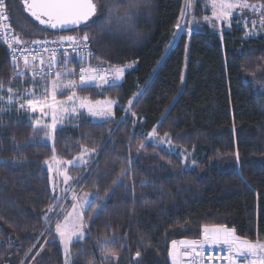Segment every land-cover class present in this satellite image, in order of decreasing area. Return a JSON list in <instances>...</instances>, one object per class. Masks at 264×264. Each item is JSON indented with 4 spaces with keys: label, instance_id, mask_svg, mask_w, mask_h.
<instances>
[{
    "label": "trees",
    "instance_id": "trees-1",
    "mask_svg": "<svg viewBox=\"0 0 264 264\" xmlns=\"http://www.w3.org/2000/svg\"><path fill=\"white\" fill-rule=\"evenodd\" d=\"M146 2L149 6L141 7L130 27L114 25L104 32L97 25H83L59 33H91L92 64L135 62L118 86L77 91L91 100H116L112 121L96 123L80 115L74 125L54 131L50 146L42 139L44 131L34 132L25 117L0 113V264H26L30 249V257L35 256L30 264H64L58 242L50 240L53 233L46 241L44 237L49 221L44 214L54 201L44 164L54 149L69 160L82 146L99 148L83 177L84 189L99 195L84 213L85 219L94 216L84 238L70 245L74 264H169V244L197 239L203 225H226L239 237L264 242V91H255L248 81L264 67V34L245 38L232 25L218 35L202 26L174 40L184 0ZM6 4L10 26L23 40L58 34L33 21L21 0ZM0 82L18 89L41 83L14 76L1 43ZM145 82L147 91L131 106L135 115L125 114L109 137ZM154 129L192 152L197 168L187 169L177 155L146 143L124 181L105 198L121 168L137 156L140 143ZM13 137L24 145L22 150H13ZM227 156L235 157V169L210 164ZM143 180L149 181L147 186H141ZM105 237L115 242L98 246Z\"/></svg>",
    "mask_w": 264,
    "mask_h": 264
},
{
    "label": "snow or ice",
    "instance_id": "snow-or-ice-1",
    "mask_svg": "<svg viewBox=\"0 0 264 264\" xmlns=\"http://www.w3.org/2000/svg\"><path fill=\"white\" fill-rule=\"evenodd\" d=\"M24 5V11L29 13L31 17H33L36 21L39 22L40 25H46L52 29L65 27L67 25H81L83 24L85 27H92L93 25H97L104 32H110L113 29L114 25L117 26H131L132 21L138 16L141 7H148V3L146 0H105L102 3V0H21ZM209 3L212 8V15L216 20H228L232 17L234 9H249L254 13H259V24L261 27H264V0H261L259 6L256 4L249 3V0H209ZM194 0H186L185 6L182 9V13H186L188 9L193 8ZM7 13V4L6 0H0V22L8 21L9 16ZM205 20H208L209 17L205 16ZM191 23V21H190ZM248 21L245 23V27H248ZM252 25V30L255 31L257 20L254 18L250 21ZM0 27H2L6 32L9 29V26L6 23H0ZM176 27L179 29L181 25L179 22ZM249 35L252 32L248 33ZM92 39V35L89 32H85L82 37L76 36H66L61 37V42L69 41L71 42L70 46L73 47L74 51H78L79 53L86 52L88 57H92L93 53L89 48V42ZM5 43L8 44V47L12 50L13 54L17 52V48L13 47V45H25L28 42L23 40L19 35L13 34L10 38L5 39ZM42 42L40 40H33L31 44L40 45ZM23 54L26 49H19ZM67 56V53H64ZM55 53H53V58L51 63L48 65V69H51L53 66L58 64V61L54 59ZM14 65H16L17 58L15 55L12 57ZM33 60L36 59L35 56L32 57ZM84 57L81 55V60L83 61ZM135 63V62H133ZM133 63L125 64L121 67H113L111 69H103L102 64L96 65L95 67H80V86L88 85L92 82H98V86L101 85H109L110 87L118 86L117 82L121 81L125 75V68L133 67ZM40 64H44V60H40ZM29 60L28 56L24 55V67L28 68ZM41 73L45 75L48 74L45 69L41 68ZM23 70L18 71L15 75H23ZM33 77L37 75V73L33 70ZM74 75L72 72H56V79L52 82L51 92L48 93L47 90L45 92L44 101H37L33 99L26 100V106L32 112L37 111V106H41V111L44 112L45 109H51L52 111V123L48 125H44V127L50 129L54 132L57 128L58 116L60 119H63V115L69 116L71 118L72 115L78 114V108L75 105L76 100V92L75 89L78 87L76 85L75 80H68L65 84H63L64 89H71L72 94L67 97L65 101H57L56 95L57 92L61 90V86L59 84V80L62 76ZM147 84L145 82V87L140 89L137 93L133 95L128 101L129 108L127 110H131V106L135 104V102L144 95L147 91ZM261 89L264 90V83L261 84ZM4 84L0 82V103L5 101V96L3 95ZM51 96V103H48V96ZM14 96L17 97V101L19 99L17 93L14 92L12 86L7 88V105L8 107L13 106ZM71 103V110L67 107V105ZM114 101H107L105 104L101 105L97 102L95 105L90 102H82L79 104V108H87L88 112L92 117L99 118L100 120L107 122L108 118L111 117V105ZM25 103H19V109H24ZM18 109V110H19ZM6 109L0 108V113H3ZM46 115L47 113L44 112ZM135 115V113H133ZM41 125V121L37 119L33 124V131L39 130V126ZM2 127V125H0ZM110 134L112 130H109ZM49 138H51V134H47ZM148 137L151 141L154 142L155 146L162 147L163 143L167 141L169 144V148L171 149V140L168 138V134L165 133L163 138H157L156 130L154 129L152 132L148 134ZM158 140V142H157ZM31 142V141H28ZM26 142V143H28ZM12 143L15 145L14 151H20L24 147L15 141V137L12 139ZM146 147V142H141L139 148L137 149V156L130 157L128 164L121 168L119 175L113 180V187L105 192V198L110 197L116 187H119L120 184L124 181V178L131 171L132 166L139 159V152ZM3 150V144L0 143V151ZM55 151V149H54ZM96 150L94 148L89 149L85 146H82L81 151L78 156L74 157L71 160L66 161L67 164L72 165L73 167L81 166L86 167L92 162V154ZM187 158H185L186 161ZM238 160V155H237ZM19 161L13 160V163H18ZM47 163V161H45ZM195 161H193V165H195ZM184 167L187 168V163L185 162ZM51 171V167L49 168ZM83 178V173L80 176V179ZM73 177L69 176L66 172L63 173V182L66 186H69V182L73 181ZM241 179L243 177L241 176ZM78 183L79 181L76 180ZM98 183V182H97ZM149 183L148 180L141 181V186H147ZM133 189V199H135L134 194V182L131 185ZM126 190H128L129 185H125ZM99 195V192L94 193H84L82 197L79 199L74 195L73 200L77 202L72 206V212H69L67 216H65L64 223L56 224V233L60 237V242L63 245L64 250V264H74V259L70 250V245L74 242L73 237H76L77 240L84 238L83 232V223H82V210L89 202V198L96 197ZM60 197H55L54 200H59ZM98 209L102 207V204H98ZM56 205H50L45 212V219H49L48 213H52L55 211ZM63 211V209H61ZM80 221L79 226H77V221ZM90 221L94 220L93 217H89ZM71 221V223H69ZM203 242H211V243H223L228 246L229 250V258L228 264H235L234 259L232 258V254L235 253L237 256H244L246 259L250 258L249 264H264V243L259 240L253 242L246 238H241L236 236L234 229H229L226 226L219 225L208 227L204 226L203 228ZM114 240H109L107 237L98 241V246H104L108 243H114ZM201 241H181L180 245L184 247V249H192L196 250L198 245L202 246ZM83 251V249H81ZM140 253L137 252L136 256H139ZM188 256L190 253L188 251L181 250L180 247L177 246V242H172V247L169 251V256L172 258V264H180L181 256ZM107 259V257H105Z\"/></svg>",
    "mask_w": 264,
    "mask_h": 264
},
{
    "label": "rangeland",
    "instance_id": "rangeland-1",
    "mask_svg": "<svg viewBox=\"0 0 264 264\" xmlns=\"http://www.w3.org/2000/svg\"><path fill=\"white\" fill-rule=\"evenodd\" d=\"M185 3H186V0H184L183 8L185 6ZM249 3L256 4L257 6H259V4L261 2L249 1ZM259 15H260L259 13H254L249 9H234L232 17L230 19H228V20H224V19L216 20L212 15V8H211V5L209 3V0H194L193 8L188 9L186 13H182V11H181L180 18L178 21L179 24L181 25V27L178 29L175 26L173 38L175 40L182 34L189 35L192 31H194V29H196V28L198 29L202 26H207L212 32H214L218 35H221L224 31L229 30L232 25H234L237 29L241 30L243 33V36L245 38H257L260 35L264 34V27H261L259 24ZM205 16H208L209 19L205 20L204 19ZM10 17H11V15H10ZM254 18L257 20L255 31L252 30V25L250 23V21ZM190 21H191V23H190ZM246 21L249 22L247 29L245 27ZM249 32H252V34L249 35L248 34ZM30 44H31V42H30ZM121 66H123V65H119L118 67H121ZM128 69H130V68H125V71H127ZM183 78H184V73L182 76V84H183ZM54 80L40 81L41 83H31L30 85H26V86L21 87V89H18L17 87H13L14 92L17 93L19 99L17 101V97L14 96V103H13V106H11V107H8V105H7V88L9 87V86H7L3 89V95L5 96V101L0 103V108H5L6 111H8V112L11 111V112H14L16 114H20V116L25 117V119L31 125L37 119H39L41 121V125L39 126V129H42L44 131V135H43L42 139L45 142H47L50 146H53V140H54L53 134H54V132H52L50 129L44 127V125H48V124L52 123V111H51V109H45L44 112L47 113L45 115L44 112H42L40 110L41 106L38 105L37 111L32 112L30 109L27 108L26 100L27 99H33V100L43 102L44 98H45V92H46V90L48 93L51 92V85H52V82ZM68 80H72V79H65V80L60 79L59 80L61 90L57 92V95H56L57 101H65L67 99V97L72 94L71 89H64L63 88V84H65ZM75 81H76V85L78 86L75 89V92H76L75 105L78 108V114L72 115L71 118H69V116L63 115L61 113V115L63 116V119H60V116H58L57 128L62 127V126L74 125L78 121L80 115H84V116L88 117L92 122H96V123L104 122V121L100 120L99 118L92 117L90 115V113L88 112L87 108H79V104L82 102V100H83V102H86V103L90 102L93 105H95L97 102H99L101 105H103L109 100L114 101V103H112V105H111L112 115L107 120V121H112L114 118V109H115V107L118 106V103L116 100L106 98V97L102 98V99L91 100L87 96L81 95L77 92L78 89L83 88V87H94L97 90H101L104 87H107L109 85L98 86V82H92V83H89L88 85L80 86V80L75 79ZM248 81H251L255 91L263 92L264 90H262L260 86L262 83H264V67L260 68L258 70V73L255 76L250 77ZM119 82L120 81H118L117 84ZM47 102L51 103V96L50 95L48 96ZM19 103H25V108L19 109ZM67 107L69 108V110H71L72 104L69 103L67 105ZM128 108H129V104L125 107L122 117L115 122V125L112 129V132H111V134H109V137H111V135L113 134V132L117 128L118 124H120L122 122L124 115L133 113V110H127ZM48 133L51 134V138H49V136L47 135ZM148 134H147L144 142H146V143H148L154 147H157V146H155L154 142L149 139ZM163 137H164V135L163 136L157 135L158 140H159V138H163ZM158 140H157V142H158ZM81 148L82 147H80L78 149L77 153H74L71 156V159H73L74 157L79 155ZM157 148L162 149V150L169 152V153H173L174 155H177L180 158L183 166H184L185 162L187 163V166H188L187 169L197 168V162L194 159L193 153L185 150L181 146H178V145L174 144L173 142H171V149H170L169 144L167 143V141H165L163 143L162 147H157ZM95 150L96 151L92 154V162H90V164L86 167V169H85V167H81V166L73 167L72 165L67 164L66 161H68V160H64V159L58 157L55 154L54 150H53L52 156L47 160V163L44 164L45 168L49 174V184H50L52 196L54 198L60 197V199L58 201L54 200L53 203L51 204V205L55 204L56 208H55L54 212L48 213V217H50V218H49L47 225L45 226V232L46 233H45L44 237H45V241H46L49 233H51V232L53 233L50 240H56L58 242L60 250H61V254L63 257V262H64V250H63V245L60 242V237L56 233V224L57 223H64L65 216H67V214L69 212H72V206L74 203L77 202L76 200H73L74 195L79 199L80 197L83 196L84 193H91V192H87L84 189V187H83L85 184L84 179L83 178L80 179V176L82 173H83V177L85 175L87 176V174L90 172L91 167L95 163L96 158L98 157V153H99V148L95 149ZM185 158H187L186 161H185ZM71 159H69V160H71ZM193 161L196 162L195 165H193ZM210 164L214 165L219 170H224V171L235 169L237 167V164L235 162V157H233V156L232 157L227 156V157H223V158L213 159L212 161H210ZM50 167H51V171H49ZM65 172L69 176L74 178L73 181L69 182V186H66L63 182V173H65ZM76 180H78L79 182L77 183ZM94 199H95V197L94 198L90 197L89 202L87 204H85V206L82 210V223L84 225V227H83L84 234L87 230V224L89 223V219H85L84 213H85L89 203L91 201H93ZM61 209H63V211H61ZM50 223H52V225L49 227ZM69 223H71V221H69ZM79 224H80V221L78 220L77 226H79ZM73 241L75 242L78 240L76 239V237H73ZM181 241H189V240L176 241L177 246H178V243H180ZM172 242L169 244V248H168V251L166 254V258H167L168 263H169V257H170L169 251L172 247ZM44 243H46V242H42V244H44ZM262 243H264V242H262ZM30 254H31V249L25 255L26 260H28V258H29L28 263H26V264H30L35 257L34 255L30 257ZM25 259H24V261H25ZM20 264H22V263H20Z\"/></svg>",
    "mask_w": 264,
    "mask_h": 264
},
{
    "label": "built area",
    "instance_id": "built-area-1",
    "mask_svg": "<svg viewBox=\"0 0 264 264\" xmlns=\"http://www.w3.org/2000/svg\"><path fill=\"white\" fill-rule=\"evenodd\" d=\"M9 16L8 21L0 22L6 23L9 26L8 31L6 32L2 27H0V43L5 47L8 53L9 61L12 65L14 76L19 77L21 75H15L18 71L23 70L24 76H27L31 80L34 81H44V80H54L56 79V72H72L74 75L62 76L60 79H77L80 77V67H95L96 65H101L103 69H111L113 67H118V65H112L107 62H102L99 64H92L90 60L92 57H88L86 52L79 53L78 51H74L73 47L70 46L71 42L63 41L61 42V37L72 36V35H63L59 38L53 39H44L40 40L42 42L40 45L27 43L25 45H13V47L17 48V52L13 54L12 50L8 47V44L5 43L6 38H10L11 35L17 34L13 31L10 26V13L7 8V13ZM19 35V34H17ZM20 36V35H19ZM24 48L26 51L22 54L19 49ZM89 48L91 49V45L89 43ZM92 51V49H91ZM67 53V56L64 53ZM53 53H55L54 59L58 61V64L53 66L51 69H48L49 63H51L53 58ZM93 53V52H92ZM13 55L16 56L17 61L16 65L13 63ZM24 55L28 56L29 65L28 68L24 67ZM81 55H83L84 59L81 60ZM35 56L36 59L33 60L32 57ZM44 60V64H40V60ZM44 68L48 74L41 73V68ZM33 70L37 73L35 77H33ZM22 75V76H23ZM132 115V114H131ZM204 226L213 227L219 225H203L200 228L199 237L194 239L195 241H204L203 237V228ZM226 226V225H223ZM229 229H234L232 227L226 226ZM236 234V233H235ZM237 236V234H236ZM239 237V236H238ZM242 238V237H241ZM193 241V240H189ZM178 247L183 251H188L190 255H188L187 260H182V256L180 258V264H228L229 258V250L228 246L223 243H211V242H203L202 246L198 245L196 250L192 249H184L180 243H178ZM232 258L235 261V264H249L250 258L246 259L244 256H237L235 253L232 254ZM169 264H172V258L169 257Z\"/></svg>",
    "mask_w": 264,
    "mask_h": 264
},
{
    "label": "water",
    "instance_id": "water-1",
    "mask_svg": "<svg viewBox=\"0 0 264 264\" xmlns=\"http://www.w3.org/2000/svg\"><path fill=\"white\" fill-rule=\"evenodd\" d=\"M21 4H22V7H23V10H24V5H23V3L21 2ZM33 21H35L38 25H40L39 24V22L38 21H36L33 17H31L30 15H29V13H27L26 11H24ZM40 26H43V27H46L47 29H49V30H51V31H53V32H65V31H69V30H73V29H76V28H78V27H80V26H83V24H81V25H67V26H65V27H61V28H56V29H52V28H50V27H48V26H46V25H40ZM188 259V256H183L182 255V260H187Z\"/></svg>",
    "mask_w": 264,
    "mask_h": 264
},
{
    "label": "crops",
    "instance_id": "crops-1",
    "mask_svg": "<svg viewBox=\"0 0 264 264\" xmlns=\"http://www.w3.org/2000/svg\"><path fill=\"white\" fill-rule=\"evenodd\" d=\"M58 34L54 37V38H59L61 36H63L62 34H59L60 32H57Z\"/></svg>",
    "mask_w": 264,
    "mask_h": 264
}]
</instances>
